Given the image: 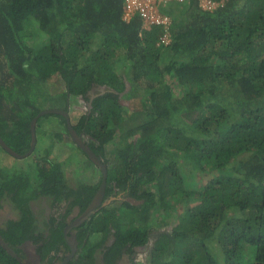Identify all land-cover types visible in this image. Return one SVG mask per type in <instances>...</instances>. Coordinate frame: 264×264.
Masks as SVG:
<instances>
[{
    "label": "trees",
    "instance_id": "1",
    "mask_svg": "<svg viewBox=\"0 0 264 264\" xmlns=\"http://www.w3.org/2000/svg\"><path fill=\"white\" fill-rule=\"evenodd\" d=\"M74 2L0 0L3 139L17 152L29 150L31 119L47 109L38 99L46 98L53 78L88 100L92 90L86 120L74 128L88 135L84 140L107 164L106 194L118 190L122 196L97 209L90 221L99 234L97 244L110 225L116 230L106 259L113 261L125 247L133 253L142 246L143 264H246L247 259L264 264V0H225L212 11L201 8L199 0L171 5L166 9L173 18L168 45L158 44V25L147 30L138 14L123 18L124 0H82L81 7ZM28 26L39 27L48 42L24 40L20 32L26 36ZM122 57L124 75L117 69ZM166 75L188 92L174 95ZM125 91L139 102L128 116L120 102ZM50 116L65 121L62 114ZM61 129L68 137L63 146L74 145L83 161L91 160L67 126ZM118 137L127 142L108 147ZM39 146L26 169L17 171L14 163L5 167L0 158V190L17 191L20 204L24 192L34 198L36 191H72V202L85 208L102 171L94 185L81 182L75 189L63 159L52 160L45 150L33 176L29 168ZM166 151L195 157L209 179L189 188L183 165L176 157L167 160ZM69 162H74L72 154ZM169 214L175 224L163 228ZM84 250L94 248L87 243ZM14 262L19 264L0 244V264Z\"/></svg>",
    "mask_w": 264,
    "mask_h": 264
},
{
    "label": "flooded vegetation",
    "instance_id": "2",
    "mask_svg": "<svg viewBox=\"0 0 264 264\" xmlns=\"http://www.w3.org/2000/svg\"><path fill=\"white\" fill-rule=\"evenodd\" d=\"M89 93L91 94V100L92 97L94 98V93L92 90H89ZM90 100H88V102ZM68 109L69 106L66 109L69 112ZM38 113L33 115L32 119L36 117ZM46 115L39 117L36 122V146L38 145V142H40L41 138H44L45 141L47 140L45 136L39 137L40 134H38L39 121L41 118L46 117ZM57 119V125L48 123V126L50 125V128H59V131H57L59 137L58 142L52 143L51 141H47V144H45L46 147L44 145L42 153H39L41 157L44 156L43 152L45 150L50 153V155L57 154L58 148L61 147L59 146L61 143L59 142L60 139H65L64 134L63 138L61 136L63 133L61 127L63 128V126L66 125L70 134L66 115H64V123L60 118ZM36 146L31 153L26 154L30 150L29 148V150L24 153L18 152L20 154H25V156L16 157L5 150L1 145L0 158L5 161V165L8 160L3 158V156L5 155L4 153H7L12 156V159L14 158L15 160L17 159V161L21 160L22 162H26L23 167L26 169L29 158H31V155L34 153ZM61 156H64V154H60L56 160L60 161ZM51 159L53 160L55 158L51 157ZM73 159L75 166L77 165V159ZM50 162V159H46L45 166L49 167ZM14 165H17L16 161ZM63 166L64 165H62V168ZM76 170L77 168L74 167L72 170L73 176L76 175ZM50 176L51 175L49 174L48 178H50ZM66 177L73 186V177H70L68 174H66ZM63 184L64 182H61V185ZM73 188H78V186H73ZM17 193V191H11L8 189L0 190V237L11 248L13 253H10L8 249L4 247L1 239L0 244L14 258L15 261H18L19 264H133L134 260H136V255L140 251H145L146 249L142 246L136 247L135 251L131 253L129 248L125 247L119 257H116L113 261L109 262L106 259L105 253L107 247L115 240L114 232L116 230L112 225H110L108 230L104 231V239L97 244L98 242L96 241L99 240V234L92 232V225L90 222L94 214L85 220L82 219L85 209H87L92 200L85 208H83L72 202V191L62 195L36 191L34 198L32 196L33 193L24 192V199L22 200L23 205L15 200V194ZM121 197V193H118L117 190L115 195L105 193L104 200L110 199L113 201L116 198ZM129 200L132 201V197H130ZM96 238L98 240H96ZM87 243H90L91 246H93L94 250L92 253L90 250H84V246Z\"/></svg>",
    "mask_w": 264,
    "mask_h": 264
},
{
    "label": "rangeland",
    "instance_id": "3",
    "mask_svg": "<svg viewBox=\"0 0 264 264\" xmlns=\"http://www.w3.org/2000/svg\"><path fill=\"white\" fill-rule=\"evenodd\" d=\"M81 2L82 0H75V2L73 3V6L75 7H81ZM178 14V13H177ZM32 31L31 34H29L28 32ZM27 35H24V31L20 32V35H23L24 40H26L29 44L34 43L35 41H38L37 45H42L45 44L46 42H48V39L45 38V36H43V32L39 29V27H32V26H28L27 30ZM117 51L119 53H124V49L122 47H117ZM166 52V51H165ZM164 52V53H165ZM167 53V52H166ZM125 62H124V57L120 58L117 61V69L118 72L121 75H124V70H125ZM93 74H91L90 76H92ZM167 78V84L170 85L172 87V91L174 93V95H182L188 92L189 88L187 86H179V84L177 83V80L174 76H170V75H166ZM129 83V82H128ZM128 85V84H127ZM46 90V98L42 99L40 97V101L44 102L45 106L44 108H55V107H60V106H69V115H70V120L72 122V125L77 128H81L86 120V117L88 115V108H89V102L87 97H85V94H77L74 92H67V86L65 84V82L62 79L59 78H53L51 84L48 85V87L45 88ZM131 89V87H128V91ZM123 92L124 94L121 95V100L120 102H122V104L124 105V107L126 108V113L125 115L128 116L131 113L134 112V108L137 107L139 105L138 99L133 97V95H135L137 93L138 90H135V94L131 95L128 94L129 92ZM21 92L22 89H20V91H18V94L16 95L18 98H21ZM67 92L68 94L65 96L64 93ZM148 93H146L144 100L148 99ZM40 103V102H39ZM54 106V107H52ZM28 108V107H27ZM33 110L32 108L28 109V111ZM41 122H40V135L41 137H43L44 135H46V138L48 141H51L52 143L54 142H58V134L57 131H59V128H50V125L48 126V124L45 122V117L41 118ZM63 131V129H62ZM66 135V134H64ZM85 136V137H84ZM84 139L88 138V135H83ZM63 138V136H62ZM68 137L65 136V139H60L59 142H61L59 144V146H61L60 148H58V152L57 154H51L50 157H54L55 160L57 159V157L60 154H64V156H61L60 158L63 159V169H65V173L68 174L70 177H73L74 180V187L75 186H80V183L83 182L86 185H94V183L96 182L95 179L96 177H100L101 174V170L100 168L91 160H85V163L83 162L84 160V156L82 155L83 153H81L79 150H75L77 149L74 145L73 147L70 146H66L63 147V143L65 142V140H67ZM118 140L114 141L113 143H110L109 146H112L111 144L115 145H119V143L121 142V140L125 141V143L127 142V139L125 138H121L118 137ZM44 141V138L40 139V143H42ZM119 142V143H118ZM40 148H38L37 153H42L43 151V145L39 146ZM1 148V147H0ZM42 149V150H41ZM72 153V157L76 159V155H80L77 160V164L78 163H84L85 167L81 166L79 167L78 165L74 166V162H69V157ZM5 155L3 156V158H5L6 160H8V162L5 164V167L8 166V164L10 163H15L16 164L15 167H17V171L22 170L23 167L25 166L24 164H26V162H22L17 161V159L15 160L14 158L12 159L11 155L4 153ZM39 156L41 157V155H37L35 157H32V163H33V168H29V174L32 173L33 176H35V172L39 173L38 170V163L37 161L39 160ZM166 156H167V160L174 158L176 160H178L180 162V164L183 165L184 167V178L186 181V185L189 188H194L195 186L198 187L199 185L204 184L208 179H209V173L204 172L201 170L199 164L196 162V158L195 157H190L189 155H186L185 153L182 155H180V157L177 156V154L172 155L170 153V151H166ZM30 159V158H29ZM30 161V160H29ZM69 162V163H68ZM47 165V164H46ZM35 167V168H34ZM76 167L77 171L76 175L73 176L72 170L73 168ZM27 168V167H26ZM81 170V171H80ZM215 173H212L211 175H213ZM99 179V178H98ZM76 189V188H75ZM151 189L156 190V186L152 185ZM178 209V208H176ZM175 209V210H176ZM177 211V210H176ZM166 217V216H164ZM164 223H166L165 227L163 228H167V229H171L174 226V217L173 215H170L168 217H166V219H163ZM158 223H161V221L159 220ZM97 240V238H96ZM135 261L137 264H143V262L146 260V251H140L136 257H135ZM246 264H252V261L250 259L246 260Z\"/></svg>",
    "mask_w": 264,
    "mask_h": 264
},
{
    "label": "built area",
    "instance_id": "4",
    "mask_svg": "<svg viewBox=\"0 0 264 264\" xmlns=\"http://www.w3.org/2000/svg\"><path fill=\"white\" fill-rule=\"evenodd\" d=\"M187 0H125L123 4V18L129 21L138 14L142 19V28L151 29L153 25L160 27L158 44L168 45L172 41L171 28L173 18L167 12L169 6L176 3H183ZM225 0H199L204 10H214ZM141 34V33H140Z\"/></svg>",
    "mask_w": 264,
    "mask_h": 264
},
{
    "label": "water",
    "instance_id": "5",
    "mask_svg": "<svg viewBox=\"0 0 264 264\" xmlns=\"http://www.w3.org/2000/svg\"><path fill=\"white\" fill-rule=\"evenodd\" d=\"M102 90H104V87H101ZM93 100V97L92 99ZM91 100L89 101V107L92 105ZM49 113H62L64 115H66V119L68 121V126H69V131L71 134L72 139L74 140V142L88 155V157L100 168V170L102 171V181L96 191L95 196L93 197L91 203L89 204V206L87 207V209H85L84 215L82 217L83 220H85L86 218L90 217L91 215H93L94 213H96L97 209H99L101 206H104L106 204H108L111 200L110 199H105L104 200V196L106 193V188H107V178H108V168H107V164L103 161V159L94 151V149L84 140V137L74 128V126L72 125V122L70 120V115L69 112L67 110L64 109H60V108H47L44 109L42 111H40L38 113V115L36 117H34L32 119L31 122V133H32V139H31V147L30 150L26 153L29 154L32 152V150L35 148L36 143H37V134H36V122L37 119L43 115L49 114ZM0 144L3 146V148L5 150H7L9 153H11L12 155L16 156V157H22L25 156V154H20L17 151H15L14 149H12L7 143L6 141L3 139V137L0 134ZM132 201L134 203L138 202L136 199L132 198ZM1 239V237H0ZM4 247L6 249H8V251L10 253H13V251L11 250V248L1 239Z\"/></svg>",
    "mask_w": 264,
    "mask_h": 264
},
{
    "label": "crops",
    "instance_id": "6",
    "mask_svg": "<svg viewBox=\"0 0 264 264\" xmlns=\"http://www.w3.org/2000/svg\"><path fill=\"white\" fill-rule=\"evenodd\" d=\"M55 108H57V107H55ZM41 120H42V119H40V121H39V126H38L39 131H40V122H41ZM45 120H46L45 122H46L47 124H48V123H49V124H50V123H53L54 125H57V124H58V119H57L56 117H53V116H52V117H51V116H50V117H45ZM38 134H40V133L38 132ZM44 136L46 137V135H44ZM44 136H43V137H44ZM39 137H41V136L39 135ZM47 141H48V140H46V141L44 140L42 143L39 142V144H40V145H43V147H44V145L47 144ZM45 147H46V145H45ZM71 154H72V153H71ZM76 156L79 157L80 155H76Z\"/></svg>",
    "mask_w": 264,
    "mask_h": 264
},
{
    "label": "clouds",
    "instance_id": "7",
    "mask_svg": "<svg viewBox=\"0 0 264 264\" xmlns=\"http://www.w3.org/2000/svg\"><path fill=\"white\" fill-rule=\"evenodd\" d=\"M125 1V0H124ZM202 8V7H201Z\"/></svg>",
    "mask_w": 264,
    "mask_h": 264
}]
</instances>
